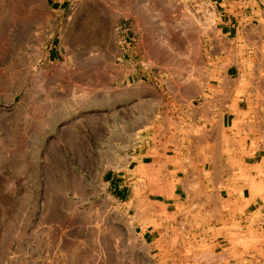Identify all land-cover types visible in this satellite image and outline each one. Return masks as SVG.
Instances as JSON below:
<instances>
[{
    "label": "rangeland",
    "instance_id": "rangeland-1",
    "mask_svg": "<svg viewBox=\"0 0 264 264\" xmlns=\"http://www.w3.org/2000/svg\"><path fill=\"white\" fill-rule=\"evenodd\" d=\"M215 1L0 0V264H219L162 260L178 190L222 194V262L252 249L228 234L250 170L213 112L252 52Z\"/></svg>",
    "mask_w": 264,
    "mask_h": 264
},
{
    "label": "crops",
    "instance_id": "crops-1",
    "mask_svg": "<svg viewBox=\"0 0 264 264\" xmlns=\"http://www.w3.org/2000/svg\"><path fill=\"white\" fill-rule=\"evenodd\" d=\"M214 4L221 7L216 17L219 32L226 37L235 34L234 40L241 52L253 53L248 65L235 66L237 74L230 75L229 71L214 84L219 92H224V99L218 101V110L213 111L218 116L219 127L235 143L238 164L250 170L239 175V184L235 187L237 201L230 210L249 215V220L235 222L238 226L234 225L235 230L228 234L234 238L232 245L248 244L252 249L231 251L221 261L226 256V248L220 244L227 238L224 215L227 212L224 206L208 202L210 197L216 201L222 198L221 193L205 191H196L193 195L185 191L186 199L182 202L178 190L170 197L172 202H160L173 208L170 214L175 221L170 224L173 232L169 241L168 237L163 238L166 228L162 223L154 228V241L160 251L171 248L170 257L162 258L166 261L208 262L205 256L212 254L219 264H264V0H216ZM209 214L217 216L209 221ZM174 247L180 248L177 255L172 252ZM187 247L197 250L188 254Z\"/></svg>",
    "mask_w": 264,
    "mask_h": 264
},
{
    "label": "bare ground",
    "instance_id": "bare-ground-1",
    "mask_svg": "<svg viewBox=\"0 0 264 264\" xmlns=\"http://www.w3.org/2000/svg\"><path fill=\"white\" fill-rule=\"evenodd\" d=\"M187 180V179H186Z\"/></svg>",
    "mask_w": 264,
    "mask_h": 264
}]
</instances>
